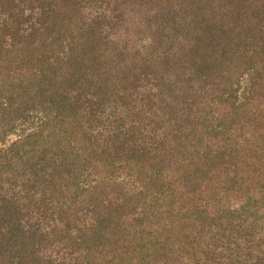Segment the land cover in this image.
<instances>
[{
  "label": "trees",
  "instance_id": "obj_1",
  "mask_svg": "<svg viewBox=\"0 0 264 264\" xmlns=\"http://www.w3.org/2000/svg\"><path fill=\"white\" fill-rule=\"evenodd\" d=\"M254 1L0 0V140L13 119L42 116L0 152V264H264ZM176 8L204 24L202 45L219 57L229 29L211 16L241 24L234 45L260 64L253 104L220 106L184 87L169 98L149 59L122 58L121 21L135 10L150 25Z\"/></svg>",
  "mask_w": 264,
  "mask_h": 264
},
{
  "label": "rangeland",
  "instance_id": "obj_2",
  "mask_svg": "<svg viewBox=\"0 0 264 264\" xmlns=\"http://www.w3.org/2000/svg\"><path fill=\"white\" fill-rule=\"evenodd\" d=\"M253 6L259 11V18L263 20L264 25V0H255ZM245 14L244 10L241 22H244ZM220 17L221 13L218 10L211 19L218 28L220 21L225 29L226 27L229 29L224 37L228 36L227 40H231L225 42L224 37H219L221 46L230 43V46L225 47L221 57L216 55L217 49L213 44L202 45V41L208 40L205 36H208L209 32L204 24L196 27V22H192L191 12L184 8H176L165 19L150 25L142 11L134 10L133 14L128 15L126 20L118 25L117 36L123 42L118 48L123 53L122 58L149 59L160 79L167 83L165 89L171 90V93L167 94L169 98L184 87L187 95L197 92L205 101L220 106L227 104L229 108L231 105L248 107L254 103V100L249 99L250 87L254 81L255 68L260 64L255 65V68L251 67L244 57L246 51L250 53V48L242 44L234 45L238 34H243L241 24L236 19L233 22L230 18L222 20ZM255 21L253 18L251 23L254 24ZM235 22L237 23L234 24ZM201 46L203 50L192 52L194 47ZM180 54H184L186 59L178 63H175L174 59L169 62L163 60L165 56L176 59ZM199 67L203 69L200 71ZM186 81L189 85L185 84ZM41 119L39 113H29L26 117L13 119L7 133L0 140V152H8L23 135L36 131L41 126ZM12 163L14 170V162Z\"/></svg>",
  "mask_w": 264,
  "mask_h": 264
}]
</instances>
